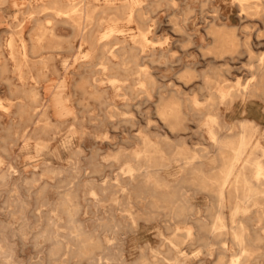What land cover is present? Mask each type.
Segmentation results:
<instances>
[{
    "label": "rangeland",
    "instance_id": "374dc122",
    "mask_svg": "<svg viewBox=\"0 0 264 264\" xmlns=\"http://www.w3.org/2000/svg\"><path fill=\"white\" fill-rule=\"evenodd\" d=\"M139 1L113 0L103 12L106 0H84L96 7V24L83 18L81 34L68 15L58 14L62 4L55 0H0V264H229L238 250L205 246L199 224L211 225L217 199L182 172L180 162L160 171L168 182L164 190L179 186L176 195L160 198L167 208L188 206L183 219L193 225L190 237L177 230L185 224L167 209L150 212L147 195L132 197L136 218H130L118 179H128L127 162L145 149L146 140L171 157L205 152L208 111L227 135L237 134L242 120L256 123L264 162V94L242 92L264 55V1ZM117 8L126 14L113 21ZM214 27L233 43L217 40ZM219 88L229 95L221 98ZM170 101L180 103L184 124L171 126L160 115ZM212 156L203 168L216 174L219 163ZM263 221L251 225L262 241L248 264H264ZM176 235L183 241L175 246ZM79 237L95 244L87 251L92 261L80 255Z\"/></svg>",
    "mask_w": 264,
    "mask_h": 264
},
{
    "label": "bare ground",
    "instance_id": "6f19581e",
    "mask_svg": "<svg viewBox=\"0 0 264 264\" xmlns=\"http://www.w3.org/2000/svg\"><path fill=\"white\" fill-rule=\"evenodd\" d=\"M84 0H55V3H60L61 6L57 7L56 10L59 15H68L71 21L68 23L77 29L79 33L84 34L85 27L83 18L90 20L89 24H96L95 22V11L96 7L92 8L89 5L83 3ZM97 1V0H96ZM130 1V0H129ZM242 4L244 0H240ZM264 1V0H263ZM99 2V1H98ZM113 0H106L109 5L107 9H111ZM133 3H138L139 0H131ZM174 2V1H173ZM176 2V1H175ZM130 3V2H129ZM97 4V3H96ZM102 4V3H101ZM117 4V3H116ZM119 4V3H118ZM132 4V3H131ZM130 7V6H129ZM135 8V7H134ZM92 9V10H89ZM186 9V8H185ZM190 9V8H189ZM184 10V9H183ZM24 13V12H23ZM126 13L119 10L115 11L114 16L111 18L113 21L119 20ZM188 14V13H187ZM130 18L132 12L127 14ZM257 16V15H256ZM178 18V17H177ZM180 18V17H179ZM257 18V17H256ZM180 22V21H178ZM221 24V23H220ZM227 24V23H226ZM257 24V23H256ZM34 26V25H32ZM123 28V25H121ZM129 27V26H128ZM150 27V26H149ZM172 27V26H171ZM182 28V27H181ZM110 31L114 30V26H109ZM116 30V29H115ZM150 30V29H149ZM183 30V28H182ZM214 34H217L221 38L217 40L222 43L230 42L233 40L229 33L223 32L221 29L214 27L212 29ZM251 31V30H250ZM47 30L41 32L39 40L41 41L43 36L46 35ZM116 32V31H114ZM102 33V32H100ZM107 33V32H106ZM187 34V32H185ZM105 34V33H104ZM110 34V33H109ZM142 35V34H141ZM56 36V35H55ZM117 36V35H116ZM120 36V35H119ZM143 36V35H142ZM145 36V35H144ZM171 36V35H170ZM17 37V36H16ZM130 37V36H128ZM172 37V36H171ZM253 38V37H252ZM53 39V38H52ZM102 37L100 38V40ZM144 39V38H143ZM186 40V39H185ZM17 41V40H16ZM54 41V39H53ZM11 42V41H10ZM52 42V41H51ZM55 42V41H54ZM18 43V42H17ZM160 44V43H158ZM4 45V44H3ZM11 45V44H10ZM24 45V44H23ZM36 45V44H35ZM43 44L41 43V46ZM51 45V44H50ZM37 46V45H36ZM204 46V45H203ZM6 47V46H5ZM22 47V46H21ZM32 47V46H31ZM46 47V46H45ZM44 47V48H45ZM80 47V45H79ZM148 47V46H147ZM243 47V46H242ZM8 48V47H7ZM26 48V47H25ZM48 48V47H47ZM53 48V47H52ZM6 49V48H5ZM167 49V48H166ZM20 50V49H19ZM30 50V49H29ZM41 50V49H40ZM16 51V50H15ZM14 51V52H15ZM37 51V49H36ZM47 51V50H46ZM174 51V50H173ZM10 52V50H9ZM20 52V51H19ZM32 52V51H31ZM39 52V51H38ZM145 52H147L145 50ZM18 53V52H17ZM25 53V51H24ZM34 53V52H33ZM32 53V54H33ZM40 53V52H39ZM38 53V54H39ZM243 53V52H242ZM31 54V55H32ZM152 54V53H151ZM18 55V54H17ZM16 55V57H17ZM22 55V54H21ZM47 55V54H46ZM84 55V54H83ZM26 56V53H25ZM184 56V55H183ZM73 57V56H72ZM150 57V56H148ZM4 58V56H3ZM75 58V57H74ZM86 58V57H85ZM81 59V58H80ZM20 60V59H18ZM37 60V59H36ZM90 60V59H88ZM162 60V59H161ZM12 61V60H11ZM39 61V60H38ZM165 61V60H164ZM20 61H18L19 63ZM32 62V61H31ZM36 62L35 60L32 62ZM31 63V64H32ZM49 63V62H48ZM37 64V63H36ZM102 64V63H100ZM40 65V64H39ZM164 65V64H163ZM43 66V65H42ZM41 66V67H42ZM102 66V65H101ZM100 66V67H101ZM23 67V66H22ZM51 67V66H50ZM56 67V66H55ZM65 71L69 70L66 66ZM76 67V66H75ZM85 68V67H84ZM12 69V68H11ZM34 69V68H33ZM67 69V70H66ZM71 69V68H70ZM143 69V68H142ZM145 69V68H144ZM39 70V69H37ZM31 71V70H30ZM10 71H8L9 73ZM24 72V71H23ZM32 72V71H31ZM50 72V71H49ZM151 72V71H150ZM153 72V71H152ZM7 73V74H8ZM26 73V72H25ZM139 73V72H138ZM137 73V75H138ZM187 73V72H186ZM145 74V73H144ZM183 74V73H182ZM35 75V74H34ZM47 75V74H46ZM63 75V74H62ZM181 75V74H180ZM24 76V74H23ZM39 76V75H38ZM48 76V75H47ZM68 76V75H67ZM174 76V75H173ZM182 76V75H181ZM3 77V76H2ZM19 77V76H18ZM27 77V76H26ZM59 77V76H58ZM63 77V76H62ZM4 78V77H3ZM15 78V77H13ZM35 78V77H34ZM39 78V77H38ZM48 78V77H47ZM182 78V77H181ZM64 79V78H63ZM62 79V80H63ZM67 79V78H66ZM20 80V77H19ZM39 80V79H38ZM42 80V79H41ZM109 80V79H108ZM183 80V79H181ZM23 81V80H21ZM59 81V80H58ZM57 82V81H56ZM39 83V82H38ZM60 83V82H59ZM58 83V84H59ZM64 83V82H63ZM104 84V83H103ZM124 84V83H123ZM27 85V84H26ZM35 85V84H34ZM62 85V84H60ZM12 86V85H11ZM63 86V85H62ZM21 87V86H20ZM39 87V86H38ZM61 87V86H60ZM99 87V86H98ZM7 88V87H6ZM25 88V87H24ZM23 88V89H24ZM36 88V87H35ZM170 88V87H168ZM26 89V88H25ZM171 89V88H170ZM174 89V88H172ZM176 89V88H175ZM174 89V90H175ZM14 90V89H13ZM66 90V89H65ZM150 90V89H149ZM176 91V90H175ZM62 92V91H61ZM155 92V91H154ZM219 96L225 98L229 95V92L223 88L218 90ZM242 92L245 95L264 94V55L258 59L256 68L252 71L251 78L243 86ZM15 93V92H13ZM63 93V92H62ZM166 93V92H165ZM19 95V94H17ZM22 95V94H21ZM56 95V93H55ZM32 96V95H30ZM54 96V95H53ZM23 97V96H22ZM16 98V97H15ZM43 98V97H42ZM55 98V97H54ZM57 103L61 105V94L56 96ZM9 99V98H7ZM12 99V98H11ZM141 100V99H140ZM250 100V99H249ZM256 100V99H255ZM244 101V100H243ZM254 101V100H253ZM30 102V101H29ZM140 102V101H139ZM165 102V100H164ZM23 103V102H22ZM27 103V102H26ZM142 103V102H140ZM234 103V102H233ZM32 104V103H31ZM44 104V103H43ZM240 104V103H239ZM242 104V103H241ZM261 104V103H260ZM38 105V104H37ZM49 105V104H48ZM137 105V104H136ZM140 105V104H139ZM243 105V104H242ZM16 106V105H15ZM30 106V105H29ZM264 106V105H263ZM28 107V106H27ZM34 107V106H33ZM63 107V106H62ZM235 107V106H234ZM6 108V107H5ZM8 109V108H7ZM66 109V108H65ZM248 109V108H247ZM261 109V108H260ZM42 110V109H41ZM158 110V108H157ZM229 110V109H228ZM154 111V110H153ZM160 115L166 119L171 120V126H177L183 123V115L181 105L179 102L170 101L162 104L158 110ZM233 111V110H232ZM15 112V111H14ZM25 112V111H24ZM254 113V111H252ZM33 113V112H32ZM158 113V115H159ZM260 113V112H259ZM20 114V113H19ZM18 114V115H19ZM35 114V113H34ZM240 114V113H239ZM51 115V114H50ZM132 115V113H131ZM207 118L205 123L207 126V132L210 138V148L206 149L203 153H180L171 156H167L159 149L156 143L152 140H146L144 150L137 152V154L127 162V172L129 174L128 179H118V185L120 191L123 194H127V200L123 204L124 212L132 218H136L135 211H133L134 201L133 196L139 200L145 199L146 195L151 198L150 204L154 208L150 212H156L161 208L167 209L166 213H171L179 217L180 222L184 223L185 226H177V230H184L186 236L190 237L193 234V225L187 226L186 209L188 206L185 204H178L167 208L161 204V196H173L179 190V186L174 187L172 190H164V187L168 186V182L160 175V171L164 168L169 167L171 161L180 162V170L188 173L191 179L197 184L213 193L217 199V211L214 214V220L211 225L205 223L199 224L203 232V242L207 248H210L215 244L220 245L225 250H230L232 247H237V251L232 253L229 258V264H248L251 256L257 254L259 249L258 244L262 241V237L257 231L251 228L254 223H259L264 220V162L259 151L263 150L259 140V126L256 123H252L250 120H242L240 123V131L237 134L227 135L221 130L222 127L218 122V116L211 113L210 111L204 113ZM20 116V115H19ZM38 116V115H37ZM160 116V117H161ZM41 117V116H40ZM123 117V116H122ZM240 117V116H239ZM52 118V116H51ZM241 118V117H240ZM11 119V118H10ZM44 119V118H43ZM248 119V118H247ZM21 120V119H19ZM125 120V119H124ZM154 120V119H152ZM237 120V119H236ZM259 120V119H258ZM71 121V120H70ZM225 121V120H224ZM233 121V120H232ZM54 122V121H53ZM57 122V121H56ZM226 122V121H225ZM47 123V122H46ZM65 123V122H64ZM150 123L153 124L151 121ZM184 124V123H183ZM227 124V123H226ZM20 125V124H19ZM57 125V124H56ZM73 125V124H72ZM135 125V124H134ZM163 125V123H162ZM165 125V124H164ZM228 125V124H227ZM232 125V124H231ZM115 126V125H114ZM30 127V126H29ZM62 127V126H61ZM124 129V127H122ZM160 128V127H159ZM168 129V128H167ZM22 130V129H21ZM34 130V129H33ZM44 130V129H43ZM263 130V129H262ZM15 131V130H14ZM189 131V130H188ZM226 131V130H225ZM43 132V131H42ZM28 133V132H27ZM51 133V132H50ZM167 133V132H166ZM12 134V133H11ZM22 134V133H21ZM20 134V135H21ZM35 134V133H34ZM137 134V133H136ZM205 134V133H204ZM18 135V134H17ZM30 135V134H29ZM28 135V136H29ZM55 135V134H54ZM69 135V134H68ZM67 135V136H68ZM66 136V137H67ZM119 136V135H118ZM15 137V136H14ZM21 137V136H20ZM58 137V136H57ZM73 137V136H71ZM69 137V138H71ZM88 137V136H87ZM181 137V136H180ZM17 138V137H16ZM27 138V137H26ZM34 138V137H33ZM205 138V137H204ZM13 139V138H12ZM66 139V138H65ZM150 139V138H149ZM20 140V139H19ZM62 140V139H61ZM69 140V139H68ZM121 140V139H120ZM25 141V140H24ZM30 141V140H29ZM39 141V140H38ZM72 141V140H71ZM93 141V140H92ZM144 141V138H143ZM155 141V140H154ZM167 141V140H166ZM194 141V140H193ZM57 142V141H56ZM65 142V141H63ZM62 142V144H64ZM68 142V141H67ZM165 142V141H163ZM168 142V141H167ZM196 142V141H195ZM194 142V143H195ZM27 143V142H25ZM48 143V142H47ZM70 142H68L69 144ZM56 144H59L56 143ZM66 144V143H65ZM169 144V143H168ZM12 145V144H11ZM3 146V145H2ZM35 146V145H34ZM54 146V145H52ZM51 146V147H52ZM6 147V146H5ZM43 147V146H42ZM63 147V146H62ZM61 147V148H62ZM65 147V146H64ZM94 148V147H93ZM45 149V148H44ZM35 150V149H34ZM58 150V149H57ZM65 150V148H64ZM83 150V149H82ZM180 150V149H179ZM210 153L213 154L212 161L218 162V171L216 174H210L203 168L204 160L210 159ZM75 154V153H74ZM76 156V154H75ZM1 162V161H0ZM49 163V161H47ZM178 165V164H177ZM175 165V166H177ZM210 165V164H209ZM12 166V165H11ZM179 166V165H178ZM174 167V166H173ZM77 170V169H76ZM180 171V173H181ZM1 172V171H0ZM13 172V171H12ZM177 172V171H175ZM48 173V172H47ZM52 173V172H51ZM172 173V172H171ZM174 173V171H173ZM17 174V173H16ZM13 175V173H12ZM19 175V174H18ZM22 175V174H21ZM42 175V174H41ZM171 175V174H170ZM169 175V176H170ZM8 176V175H7ZM17 176V175H16ZM18 178V177H17ZM35 178V177H34ZM189 178V177H188ZM14 179V178H13ZM19 179V178H18ZM37 179V177L35 178ZM137 179L139 183H136ZM38 180V179H37ZM167 180V179H166ZM30 181V180H29ZM169 181V180H168ZM21 182V181H20ZM3 183V182H2ZM18 183V182H17ZM8 184V183H7ZM30 186V185H28ZM37 188V187H36ZM40 192V191H39ZM42 193V192H41ZM113 193V192H112ZM45 195V194H44ZM43 197V196H42ZM47 197V196H46ZM204 197V196H203ZM22 198V197H21ZM40 198V197H39ZM189 198V197H188ZM117 199V198H116ZM196 199V198H195ZM198 199V198H197ZM205 199V198H204ZM203 199V200H204ZM48 200V199H47ZM118 200V199H117ZM199 200V199H198ZM51 201V200H50ZM205 201V200H204ZM44 202V201H43ZM75 202V201H74ZM207 202V201H206ZM20 203V202H19ZM51 203V202H50ZM55 203V202H54ZM53 203V204H54ZM58 203V202H57ZM196 203V201H195ZM199 203V202H198ZM24 204V203H22ZM68 204V203H67ZM90 204V203H89ZM192 204V203H191ZM21 205V204H20ZM50 205V204H49ZM69 205V204H68ZM77 205V204H76ZM58 206V205H57ZM55 208V207H54ZM193 208V207H192ZM65 209V208H64ZM48 210V209H47ZM193 210V209H192ZM199 210V209H198ZM225 210L228 211L225 213ZM191 211V210H190ZM49 212V211H48ZM198 214V213H197ZM188 216V215H187ZM115 218V217H113ZM70 221L73 223L72 227L75 231L80 232V227L76 224V220L71 216ZM25 222V221H24ZM61 222V221H60ZM118 222V221H117ZM264 222V221H263ZM132 223V222H131ZM134 223V222H133ZM139 223V222H138ZM26 224V223H25ZM28 225V224H27ZM30 225V224H29ZM158 225V224H157ZM262 225V224H261ZM24 226V225H23ZM55 226V225H54ZM63 226V225H62ZM28 227V226H27ZM30 227V226H29ZM108 227V226H107ZM22 228V227H21ZM109 228V227H108ZM134 228V227H133ZM162 228V227H161ZM264 229V226H262ZM48 229V228H47ZM54 229V228H52ZM44 230V229H43ZM56 231V230H55ZM54 231V232H55ZM52 234V233H51ZM59 234V233H57ZM66 234V233H65ZM81 233H79L80 235ZM60 235V234H59ZM69 235V234H68ZM150 236V235H149ZM184 236V235H183ZM48 237V236H47ZM62 237V236H61ZM65 237V236H64ZM83 237V236H82ZM166 237V236H165ZM169 237V236H167ZM77 238V237H76ZM80 238V237H79ZM45 239V238H44ZM48 239V238H47ZM82 239V247H79V252L82 257L92 261L94 259L92 254H88L87 251L90 247L95 244ZM58 240V239H57ZM69 240V239H68ZM39 241V240H38ZM37 241V242H38ZM45 241V240H44ZM54 241V240H53ZM66 241V240H65ZM64 241V242H65ZM70 241V240H69ZM171 241V240H170ZM183 238L176 235L173 239V245H178ZM41 242V241H40ZM40 242H38L40 244ZM47 242V241H46ZM51 243V242H50ZM53 243V242H52ZM66 243V242H65ZM108 243V242H107ZM98 245V244H97ZM66 246V245H65ZM37 247V246H36ZM42 247V246H41ZM50 248V247H49ZM113 249V248H112ZM2 250V249H1ZM59 249H55L52 252L53 256L58 254ZM209 250V251H210ZM3 251V250H2ZM47 252V251H46ZM118 252V251H117ZM107 253V252H106ZM181 253V252H180ZM8 254V253H6ZM5 254V255H6ZM156 254V253H155ZM2 255V254H1ZM66 255V254H65ZM77 255V254H76ZM110 255V254H109ZM176 255V254H175ZM10 256V254H9ZM61 256H63L61 254ZM159 256V255H158ZM180 256V255H179ZM182 256V255H181ZM223 256V255H222ZM75 257V256H74ZM140 257V256H139ZM153 258V257H152ZM5 259V258H4ZM7 259V258H6ZM11 259V258H10ZM74 259V258H73ZM155 259V257H154ZM183 259V258H182ZM53 260V259H51ZM58 260V258L56 259ZM70 260V259H69ZM122 260V259H121ZM140 260V259H139ZM181 260V259H180ZM190 260V259H189ZM223 260V259H222ZM55 261V260H53ZM119 261V260H118ZM143 261V260H142ZM9 262V261H8ZM144 262V261H143ZM50 263V262H49ZM64 263V262H63ZM98 263V262H97ZM100 263V262H99ZM175 263V262H174ZM188 263V262H187Z\"/></svg>",
    "mask_w": 264,
    "mask_h": 264
}]
</instances>
